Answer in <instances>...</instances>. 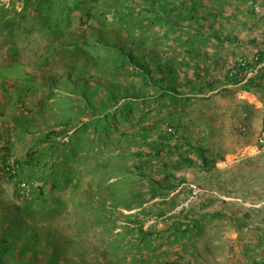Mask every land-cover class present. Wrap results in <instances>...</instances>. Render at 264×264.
I'll use <instances>...</instances> for the list:
<instances>
[{"label": "rangeland", "instance_id": "obj_1", "mask_svg": "<svg viewBox=\"0 0 264 264\" xmlns=\"http://www.w3.org/2000/svg\"><path fill=\"white\" fill-rule=\"evenodd\" d=\"M202 2L207 9L200 13L207 19L204 27L192 29L198 35L191 43V55L186 52L182 30L169 32L164 38L163 29L155 23L147 29L155 38L146 49L164 51V56L173 59L177 68L174 82L189 99L174 106L161 105L163 100L140 104L133 111V124L118 123V130L99 145L92 141V124L80 128L79 134L64 139L53 155L44 156L48 171H36L29 179V184L38 187L35 191L11 179L0 163V203L5 206L1 212L4 217L0 216V239L11 251L4 256V264L13 263L23 245L27 248L20 256L27 261L33 255L31 264H47L48 256L50 264H256L261 259L264 157L258 164L247 156L240 160L242 164L229 169H223L219 162L227 153L247 154L257 145L264 84L254 80L241 87L229 77L228 69L259 46L263 21L254 6L264 5V0ZM86 3L93 7L96 0ZM34 5L35 0H0V149L11 139L13 157L19 160L26 158L29 147L42 146L35 145L36 138L57 130L52 127L55 122L71 117L67 125L70 134L81 126L78 121L89 117L69 108L73 104L65 97L69 91L64 79L67 61L61 46L77 40L79 12L73 10L62 22L60 35L52 39L39 22ZM88 22L80 27L86 30L84 45L103 56L99 47L90 48L92 22ZM177 35L181 38L175 40ZM188 79L198 88L207 81L214 85L212 90L192 93ZM54 80L57 95L47 98L49 88L42 83ZM135 81L136 87L145 89L138 78ZM15 114L27 118V134L14 123ZM126 131L130 133L126 138L117 139ZM160 135L170 136L169 145L177 147L171 159L163 153L156 157L148 147L161 140ZM188 145L200 146L207 164L189 151ZM133 152L141 156L133 157ZM179 153L191 158L193 165L182 163L172 170L178 186L167 202L151 200L143 205L146 213L128 218L142 209L125 207L133 192L147 190L146 181L139 178L141 173L159 178L163 163L171 166ZM144 160L149 164L141 171L136 163ZM21 186L26 190H20ZM158 208L165 214L158 215ZM136 219L149 233L143 242H138L132 231ZM178 221L185 224L181 228L187 222L191 225L190 231L175 239L171 231Z\"/></svg>", "mask_w": 264, "mask_h": 264}, {"label": "trees", "instance_id": "obj_2", "mask_svg": "<svg viewBox=\"0 0 264 264\" xmlns=\"http://www.w3.org/2000/svg\"><path fill=\"white\" fill-rule=\"evenodd\" d=\"M34 6L36 14L40 18L39 22L46 27L52 39L60 35L61 30L64 29L62 22L68 18L69 14L73 10L74 12H79L78 30L80 33L76 35L77 40L65 42L61 46L66 53L63 59L65 62L67 61V63L64 62L66 66V68L64 67V79L69 91L66 92L65 97L73 104L69 108H75L79 114L89 117L85 122L78 121L82 127H75L70 134V127L68 128L67 125L71 123V117H68L63 122H55L52 127L57 128V130H49L47 134L37 137L35 142V145L39 146H44L46 143L50 144L44 148L41 146L39 149H34L33 146L29 147L26 152V158L22 160L13 157L12 148L14 141L9 138L5 140L0 149L1 168L11 179L14 178L19 183H24L32 191L37 190L38 187H33L32 184H29L31 176L36 171H40L41 174L48 171L44 156L47 153H49L47 156L53 155L60 145H64V139H71L78 135L80 128L92 124L94 127L92 134L95 138L92 141H96L99 145L104 137L110 138L112 133L118 130V123H126L131 126L133 124L131 123L134 115L133 111L140 104H145L147 101L163 100L161 105L174 106L184 99H189L190 96L183 97V93L178 90L174 82L177 68L173 59L169 56H164V51L162 54L155 49H146L149 41L155 38L149 36L147 29L148 26L150 27L152 23H155L163 29L164 38L169 32L172 34L182 30L181 32L185 35L183 43L186 44V52L191 55V43L195 41V37L198 35V31L196 30V32L192 33V29L204 27L203 21L207 19L205 13H200L201 10L207 9L202 0H96V4L93 7L88 6L86 0H35ZM88 20V23L92 22L90 25L91 32L88 33V36L91 35L93 37V43L90 48L99 47L106 56H102L99 52L92 53L84 45L87 44V40H85L86 30L80 27L82 24H86ZM185 22L186 27H182ZM52 28L54 29L53 33L50 31ZM177 36L174 37L175 40L181 38L180 35ZM199 77L197 75L196 78ZM135 78L139 79L141 85L145 87L144 90H141L139 86L136 87ZM201 79L203 78H199L201 83L205 82ZM186 82L189 91L192 93L203 92L205 88L212 90L214 85L213 82L207 81L205 86L198 88L194 84V80L188 79ZM235 82L237 80L234 79ZM54 83L55 80L42 83L49 88L48 93L50 95L47 98L57 95L53 92ZM252 83L253 81H250L249 84ZM149 91L151 92L150 94ZM17 93H20L19 90ZM140 120L141 118L138 121ZM13 121L25 130L23 133L27 134V118L23 119L15 114ZM128 134L130 133L127 131L122 132L117 139L120 137L126 138ZM160 139L154 140L148 147L150 150H154L156 157L162 156L161 154L163 153L168 159H171L173 149L177 147L169 145L170 136L168 135H160ZM187 149L195 152L207 164L203 156L204 150L200 146L188 145ZM132 156L140 157L141 153L134 154L133 152ZM11 158H13L12 161ZM175 158L171 166L168 163H163L159 178L141 173L139 178L146 181L147 190L146 192H133V199L125 207L129 209L142 207V209L140 212L130 214L128 218L146 213L147 210L143 205L151 200L160 199L159 204L167 202L166 199L178 186V183L173 182L174 173L172 170L180 168L182 163L189 167L193 165L191 158L183 157L180 153ZM160 159H163V157ZM148 164L149 161L144 160L136 163V167L142 171L145 165ZM178 182L181 183L182 180ZM58 183L61 184V181ZM21 189L23 191L26 190L22 186L20 187ZM4 210L5 206L0 203V216ZM17 210L19 211L20 209L18 208ZM157 214L160 216L164 215V209L158 208ZM2 216L4 217V215ZM139 221L138 219L133 221L135 226L132 227V231L138 238V242H143L145 241V236L149 233L143 230ZM182 225L185 224L180 221L173 223L171 234L175 239L190 231V222H187L184 228H181ZM7 231L11 234L10 227L7 228ZM25 248H27V245L20 247L19 255L14 256L15 261L11 264H31L33 255L27 261H24L20 256L26 250ZM53 252H56V249ZM6 255H11V251L1 238L0 264H4V256ZM47 260V264H50L49 260L51 258L49 256ZM166 264L182 263L171 261Z\"/></svg>", "mask_w": 264, "mask_h": 264}, {"label": "built area", "instance_id": "obj_3", "mask_svg": "<svg viewBox=\"0 0 264 264\" xmlns=\"http://www.w3.org/2000/svg\"><path fill=\"white\" fill-rule=\"evenodd\" d=\"M254 11L262 18V26L260 29L259 46L250 56L238 58L228 69V75L231 79L237 80L241 87H245L250 81L257 80V83L264 84V5L254 6ZM263 114L261 126L256 139V146L259 151L264 153V104L262 106ZM241 129H244L242 127ZM256 264H264V252L261 259Z\"/></svg>", "mask_w": 264, "mask_h": 264}, {"label": "crops", "instance_id": "obj_4", "mask_svg": "<svg viewBox=\"0 0 264 264\" xmlns=\"http://www.w3.org/2000/svg\"><path fill=\"white\" fill-rule=\"evenodd\" d=\"M244 94L247 95L248 98H250L248 96L249 93L244 92ZM259 105H261V107H262L261 103H259ZM262 114H263V110H262ZM261 119H262V117H261ZM242 127H244V126H242ZM247 156H251V157H249V159L250 158H253V159H250V160H252L253 162L256 161V163L260 164L262 161V157H264V153L259 151L257 146H254L252 151L248 152L247 154L244 152H241V151L230 152V153L225 154L224 158L222 160H220L219 164L223 167V169L224 168H228V169L234 168L235 166L239 165L240 162L242 164V161H240V160H242L243 158H245ZM217 163L218 162H216V166L219 165Z\"/></svg>", "mask_w": 264, "mask_h": 264}]
</instances>
